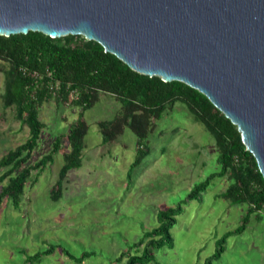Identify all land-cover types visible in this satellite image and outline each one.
<instances>
[{"label": "rangeland", "instance_id": "obj_1", "mask_svg": "<svg viewBox=\"0 0 264 264\" xmlns=\"http://www.w3.org/2000/svg\"><path fill=\"white\" fill-rule=\"evenodd\" d=\"M8 68L0 60V158L28 138V127L18 119L15 106H3ZM79 112L53 97L42 104L39 119L44 128L30 163L51 152L53 139L68 132ZM120 113L119 102L109 94H100L84 113L88 131L82 163L68 172L59 200L52 201L49 192L69 152L65 140L45 167L32 171L17 208L4 200L0 264H125L127 255L115 259L126 252L141 255V247L133 245L157 226L159 210L178 204L183 210L170 230L173 245L156 250L155 261L148 264H206L217 242L241 225L251 205L222 197L230 184L227 174L209 181L196 199L185 201L195 185L220 170L213 136L194 121L185 105L174 104L153 122L141 143L148 153L129 175L138 149L136 136L124 127L113 142L102 144L99 130L100 122ZM5 171L1 169L0 175ZM50 247L53 252L45 255ZM223 247L212 264H264V208L251 214L244 231L228 236ZM66 253L88 256L78 263Z\"/></svg>", "mask_w": 264, "mask_h": 264}, {"label": "trees", "instance_id": "obj_2", "mask_svg": "<svg viewBox=\"0 0 264 264\" xmlns=\"http://www.w3.org/2000/svg\"><path fill=\"white\" fill-rule=\"evenodd\" d=\"M0 60L9 66L5 73L3 106H15L18 119L28 127L25 142L0 158V170L6 169L0 175V184L7 179L0 187V206L4 200L14 208L20 205L32 171L45 167L52 155L60 150L62 140H65L69 152L64 155V165L50 197L52 201L60 199L66 175L70 170L78 169L82 163L84 138L88 131L84 113L94 107L100 94H109L119 102L121 113L110 121L99 123L102 144L113 142L123 133L124 127L134 133L138 149L128 175L148 153L141 143L147 139L153 122L160 120L167 108L176 103L185 105L194 121L201 123L213 136L219 151L220 170L195 185L185 201L196 199L204 192L209 181L227 174L230 184L222 197L230 199L233 204L249 203L251 207L242 218L241 225L217 242L218 248L206 264L219 259L224 251L225 239L244 231L249 216L264 208V179L253 156L242 144L236 126L197 90L181 82L165 83L158 77L134 72L114 55L105 53L97 42L87 41L82 36L51 39L39 32L0 36ZM52 97L80 108V112L68 132L53 139L51 152L30 163L44 128L39 119V109ZM182 210L181 204L159 210L157 226L146 231L133 246L142 247L141 255L126 252L117 260L127 255L125 264L154 262L156 250L172 247L170 230ZM53 250L50 247L44 254H51ZM66 254L78 263L88 256L83 254L75 258ZM35 256L39 257L40 254Z\"/></svg>", "mask_w": 264, "mask_h": 264}, {"label": "water", "instance_id": "obj_3", "mask_svg": "<svg viewBox=\"0 0 264 264\" xmlns=\"http://www.w3.org/2000/svg\"><path fill=\"white\" fill-rule=\"evenodd\" d=\"M97 42L131 70L204 95L264 179V0H0V36Z\"/></svg>", "mask_w": 264, "mask_h": 264}, {"label": "crops", "instance_id": "obj_4", "mask_svg": "<svg viewBox=\"0 0 264 264\" xmlns=\"http://www.w3.org/2000/svg\"><path fill=\"white\" fill-rule=\"evenodd\" d=\"M83 149H84V148H83ZM82 154H83V151H82ZM63 158H64V156H63ZM79 168H80V167H79ZM66 176H67V175H66ZM65 178H66V177H65ZM64 180H65V179H64ZM63 182H64V181H63ZM34 183H35V182H33V184H34ZM33 184H32V185H33ZM51 187H53V186H51ZM63 189H64V186L62 185V192H63ZM51 190H52V189H51ZM51 190H50V192H49L50 197H51ZM23 194H24V193H23ZM50 197H49V198H50ZM50 199H51V198H50ZM29 204H30V203H29ZM135 244H136V243H135ZM135 244H134L133 246H135ZM141 249H142V247H141ZM66 255H67V254H66ZM68 257H69L70 259H72V257H70L69 255H68ZM117 259H118V258H116L115 261H118ZM72 260H73V259H72ZM126 261H127V258H126Z\"/></svg>", "mask_w": 264, "mask_h": 264}]
</instances>
